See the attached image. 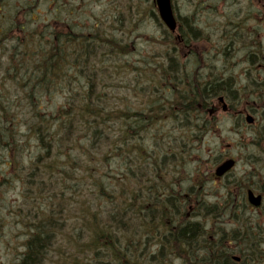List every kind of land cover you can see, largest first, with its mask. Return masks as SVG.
Here are the masks:
<instances>
[{"label":"trees","instance_id":"16d2710c","mask_svg":"<svg viewBox=\"0 0 264 264\" xmlns=\"http://www.w3.org/2000/svg\"><path fill=\"white\" fill-rule=\"evenodd\" d=\"M28 5L32 8L37 1L20 4L23 12L28 11ZM17 9L21 14L18 4L14 10ZM151 13L162 26L152 8ZM111 16L120 23L116 29L123 31V13L113 10ZM92 27L94 30L89 32L60 20L51 30L46 25L38 33L28 32L19 20L8 30L0 20V153L3 151L2 161L6 165L3 167L9 171L14 167L16 177L27 184V190L35 193L37 200V192L48 194L49 200L47 209L31 210L30 216L22 207L14 210L19 214L14 222L23 225L28 238L24 253L11 264H174L171 258L177 254L185 257L182 260L180 256L181 264H264V231L249 219L241 218L246 211L242 212L243 207L236 203L230 190L219 200H227L224 206L228 209H223L230 214L234 211L230 217L237 226L226 235L218 234L214 241L207 238L214 227L208 226L206 218L219 203L209 202L197 188L183 190L182 184L171 183L172 192H179L178 195L159 194L169 192L170 181L166 177L188 162L193 144L211 133L206 116L200 121L193 118L199 113L196 104L201 97L192 96L189 85L190 102L179 107H175L177 102L169 95L174 91L168 93L164 88L178 89L168 76L175 72L178 55L164 50L163 63L145 67L146 72H151L150 79L157 81L159 88L155 92L153 81L145 82L139 74L140 67L135 63L136 67H131L130 58H123L132 52V45L122 42L111 30L107 33L99 23ZM13 34L17 35L15 43ZM191 36L185 38L187 43L199 37ZM245 38L240 30L232 33L229 41L240 43ZM168 39L170 44L165 46L172 48V39ZM29 47L30 59L24 60L21 50ZM80 47H85L86 52L81 53ZM73 54L70 64H66V58ZM259 55L250 52L249 62H258ZM261 55L264 57V51ZM164 57L169 60L167 63ZM131 69L136 70L139 78L125 87L138 93L136 86H143V99L135 107L126 94L117 96L119 87L115 85L116 79H128ZM234 85L238 87L233 77L218 76L214 96L226 95L234 100ZM74 86H78V93H73ZM56 91L68 92L65 107L54 114L42 112ZM71 91L74 96L69 95ZM167 116L178 134H163L169 130V121L164 119ZM237 121L240 126V118ZM146 136L151 137L155 147L144 144ZM263 139L264 134L254 133L253 144L259 145ZM31 142L39 152L33 163L23 165V153L27 147L30 150ZM248 161L255 165H260V161L264 168L261 152L249 156ZM112 164L118 165L119 172L111 173ZM202 181L203 178L199 184ZM250 183L245 176L225 181L227 189H239L243 204L247 188L264 193V187ZM78 197L82 202L74 204ZM31 207L35 210V202ZM179 214L191 218L190 223L177 224ZM3 219L0 213V230ZM138 220L139 226L134 227ZM59 240L64 244L58 245ZM202 244L207 248H202ZM152 245L159 247L148 254L146 247ZM234 256L240 257V261Z\"/></svg>","mask_w":264,"mask_h":264},{"label":"rangeland","instance_id":"374dc122","mask_svg":"<svg viewBox=\"0 0 264 264\" xmlns=\"http://www.w3.org/2000/svg\"><path fill=\"white\" fill-rule=\"evenodd\" d=\"M26 1L7 0L8 6L6 5L0 10V20L5 25V28L9 30L14 27L15 22L19 20L22 25L23 23L26 25L28 32L38 31L39 33L45 29L46 25L49 26L53 23V26H55L56 24H59L60 20H64L68 23H72V25L77 29H85V31L89 30L90 32L94 30L92 26L99 23V26L105 28L107 33L111 30L114 36L122 38V42L132 45V50L130 48V51L132 52L130 54L123 55V58L126 60H129L130 58L132 61L131 67L135 68L136 66H139V74L143 77V80L145 82H150V80L153 81L152 89L155 92L158 91L159 87L156 85L157 81L155 79H150L149 74H151V72H146L145 67L156 66L163 63L161 53L164 51V44L168 42L169 39H166L165 41L162 39L160 34L162 26H160L156 16L151 13L152 8L157 14L156 7L153 5V0H129V2H127V0H55L54 6H49L46 0H41L36 5L37 7L33 5L31 8L30 5H28V11L23 12L20 4H26ZM174 1L175 3L177 2L176 8L180 13L188 15H192L195 11L201 13V11L197 9L199 6L192 4V0ZM17 4L22 10V13L20 14L17 12L18 15L14 19L11 17V14L16 12L14 8ZM201 5L206 13L213 16L214 33L208 39L203 38L205 44H201L203 40H195L191 44L193 46H200V51H204V56L207 54L212 56L210 62L215 64L214 73L221 78L229 77V75L234 73L239 74L242 72L243 68L246 67V64L252 63L249 62L248 57L250 52L255 51L261 53L264 51V23L261 24L259 34L255 33L254 36H250L248 33L250 32V29L247 28V26L251 23L250 21L247 22L246 19H242V16H246L247 14L243 3L240 4L237 2L236 4L232 3L220 5L217 0H215L213 4L207 0L202 2ZM129 6L132 7L130 8ZM113 10L117 13L122 12L125 16L123 31L116 29L118 26L120 27V23L114 21L111 16ZM129 12L132 14V19ZM228 14H236L244 24L224 28L221 17H226ZM95 15H98L97 19H95ZM251 25L256 27L258 26V23L252 22ZM240 30L245 33V40L240 43L230 42L229 36L232 33L237 34ZM24 34L25 32L22 33V35ZM153 55H156L157 57L153 58ZM152 60L154 62H152ZM164 60L166 63L169 61L166 57H164ZM143 61L147 63H144ZM183 62L190 63L191 60L189 58H183ZM235 63H244V65L240 68L241 66H236ZM246 71L254 72V70ZM136 75V70L131 69L128 79H120L119 81L116 79L117 81L115 83V85L119 87V89H116L117 96H120V93L126 94L129 103L133 107L137 106L143 99V86H136V91H140L136 93L132 91L130 87L127 89L125 85L131 83V81L136 77L139 78V76ZM244 75L245 80L250 83L249 88H254L255 83H251L254 79L249 77L248 74ZM235 81L239 85V83L243 81V78L237 76ZM74 87L75 90L73 93H78L76 89L78 86ZM148 90H150V86L148 87ZM247 90L248 89H246V91ZM65 93L68 92H54L51 100L49 101L50 104L48 103V108H43L42 112L54 114L61 108H64L67 99V95ZM162 93L163 92L159 94V97ZM71 94L72 91L69 95ZM249 94L250 93H245L247 96ZM72 95L74 96V94ZM164 119L169 121V123H167L168 129L174 131L173 133L178 134L179 130H174L172 128L170 116H167ZM237 129L239 130L236 131ZM254 133L264 134L259 131H249L248 129L247 131H243L236 118H232L231 116L221 112L216 117L214 132L208 134L207 137H204L201 142L194 143L192 156H190L188 162H185L184 166L180 165L177 172L166 177V180L170 181V183L173 182L176 185L182 184L181 188L183 190L188 187L193 190H196L197 188L204 192V196L209 202L219 203L216 206L215 212L213 210L207 215L206 219L208 226L214 227V229H212V233L207 235V238H209V236L216 238L218 234L226 235V232L229 229L237 226L235 225L232 217H230L233 215L234 211L230 214L229 212L226 213L225 209H223L225 208L224 205L227 200H219V198H222L229 190L233 194L237 195V197L240 193L239 189L235 186H231L230 189L226 190L224 187L226 180L245 176L250 178L251 185L254 184L257 188L264 187V182H262L264 168L261 165V162L258 161V164L260 165H255L248 161L249 156L259 155L260 152L264 154V139L259 141V145H254ZM35 145L36 144L34 142H31L30 150L27 147L26 152L23 153V165L29 166L30 163L34 162V158L39 152ZM2 152L3 151L0 153V171H4V176H1V181L9 184L11 182L10 185H12V188L7 192H2L1 190H4L5 186L3 185L0 189V202L2 204H6L4 210L5 212L2 213L4 216L3 221L5 220V223L3 228L0 230V264H11L16 261L19 254L21 255L24 253L26 248L25 241L28 238L27 230L23 229V225L14 222V219H19V214L17 215L14 210L22 207L26 210V215L30 216L31 210L37 212L39 209L41 211L47 209L49 200L48 194H40L38 192L37 200L35 193L30 194V191L27 190V184L20 178L16 177L18 175H16V169H14V167L11 168V171L3 167L4 162L2 161V157L4 156ZM227 157L234 158L237 164L229 177L217 181L213 177L212 172H214L218 164L224 161ZM31 159L32 161H30ZM115 166V164H112L111 173L114 172ZM201 178H203V181L199 184V180ZM28 186H30L29 182ZM241 199L242 198L238 197L240 208L243 207L242 212L246 211V214H249L253 219L247 217L246 214L241 218H244L245 220L249 219V222H253L264 231V207L261 211L257 210L258 212L253 209L250 210L248 207L244 209L245 204L240 201ZM32 202H35L36 204L35 210L31 207ZM80 202H82V198L78 197L74 204H78ZM238 214H241V212L238 211ZM31 219L32 217H29L28 221ZM60 238H63V236H60ZM57 244L63 245L64 241L59 240ZM200 246L202 248H207V245L205 244ZM153 250H155V247L147 248L145 251L149 254V252ZM180 256L182 257V260H184L185 257L182 254H177L171 258L174 264H181Z\"/></svg>","mask_w":264,"mask_h":264},{"label":"flooded vegetation","instance_id":"af4514ba","mask_svg":"<svg viewBox=\"0 0 264 264\" xmlns=\"http://www.w3.org/2000/svg\"><path fill=\"white\" fill-rule=\"evenodd\" d=\"M204 1L207 0H192V4L199 6L197 9H199L201 13L195 11L192 15H188L178 12L176 8L177 2L175 3V1L172 0V6L177 20V29L174 33H172L167 29L164 23L161 22L162 30L160 32L164 41L168 39V36H170L173 42V45L171 46L172 48L166 47V44H170V42H166L164 44V50L173 51L174 54H177L180 58V61L175 62L174 65L178 69L176 77H180L182 71L179 68L181 65L188 64L183 62V58H189L191 60L190 63L198 64L189 84L192 96L198 98L201 97V101H197L196 104L199 113L195 114L194 118L200 121L204 116H206L207 122L211 125V131H214L215 119L220 112V109H222L224 114H227L232 118L235 117L241 119L240 127L243 131H247L248 129L249 131H259L264 133V57L261 53L256 52L260 54L259 57H257L259 60L258 62L246 64V67L243 68L242 72L239 74H231L234 80H236L237 76L243 78V81L239 83L238 87L236 85L233 87V92L236 95L235 99L230 100L226 95H223L222 97H217L219 101L218 103V101L215 102L216 97L214 96V89L209 85L210 81L213 79L215 69V64L210 62L212 56L208 54L204 56V51H200V46H193L185 40V38L191 34L192 36L197 34L199 37H197L196 41H198L203 40V38L208 39L214 33L213 16L203 10L201 4ZM209 1L213 4L215 0ZM217 1L220 5L232 3L236 4L237 2L240 4L243 3L247 14L246 16H242V19H246L247 22L250 21L251 24L252 22L258 23V26L256 27H253L251 24L247 26V28L250 29V32H248L249 35L254 36L255 33H260L259 29L261 28V24L264 23V0ZM47 2L49 6H54L55 4V0H47ZM221 18L224 28L244 24L236 14H228L226 17ZM51 26H53V23ZM201 44H205L204 40ZM235 65H239L241 66L240 68H242L244 63H235ZM252 67L254 68V72L246 71L252 70ZM244 74H248L249 77L254 79L251 81V83H255L254 88H249L250 83L245 80ZM246 89L248 90L246 91ZM166 91L169 93L170 89H167ZM245 93L250 94L247 96ZM247 115H250L253 119L251 124L247 122ZM200 124H202V122H200ZM238 130L239 129L236 131ZM201 131H203V128ZM173 194L178 195L179 192L175 191Z\"/></svg>","mask_w":264,"mask_h":264},{"label":"bare ground","instance_id":"6f19581e","mask_svg":"<svg viewBox=\"0 0 264 264\" xmlns=\"http://www.w3.org/2000/svg\"><path fill=\"white\" fill-rule=\"evenodd\" d=\"M38 2L40 1H37V4ZM8 6V2L7 0H0V9H3L5 6ZM14 11V10H13ZM18 11L14 12L11 14V17L15 18L17 17ZM16 38H17V35L16 34H13V42L15 43L16 42ZM33 45H31L30 47H32ZM30 47L28 48V50L24 51V50H21V55L24 57V60L25 59H30V56H29V53H30ZM86 48L85 47H80L79 48V51L81 53H84L86 52ZM74 57V54L67 57L66 61L67 63L66 64H70V62L72 61V58ZM198 66V64H193V63H188V64H185V65H181V67L179 68L182 72L180 74V77H176V74L178 72V69L174 66L173 67V70L175 71L174 74L170 73L169 72V75L168 76H171V79H174V82L177 84V86L179 87L177 90H174V89H170L169 86H165L164 88L167 90V89H170V91H174L173 93L169 94L175 102H177L176 106L175 107H179V106H182V104H188L190 102V99H189V95H187L186 93H188L187 91V87L188 85L190 84L191 80H192V76H193V73L196 69V67ZM174 76V77H173ZM218 77V75L216 73H214V76H213V79L210 81L209 85L214 89V86L216 84V78ZM8 78V77H7ZM12 79V77H10L8 79V81H10ZM161 98H163V100L167 101L168 98L167 96H162ZM182 103V104H181ZM169 105V104H168ZM194 118V117H193ZM191 126H192V123H191ZM191 129V128H190ZM174 131L172 130H165L163 132V134H170V133H173ZM152 134V132L150 133ZM144 144L146 146H152V147H155L156 145L152 144V139L151 137L149 136H146L145 137V142ZM152 144V145H151ZM116 165V164H115ZM112 168V166H110ZM167 166L165 165V168ZM110 168V170H111ZM116 172H119V167L117 165V167L115 166V169H114ZM1 176H4V171L2 173H0V189H1V186L5 185L4 186V190H1L2 192H7L9 191L11 188H12V185L11 182L10 184L9 183H5L3 181H1ZM170 183V182H169ZM173 183V182H171ZM170 183L169 187H168V190L169 192H164V193H159V194H173V185ZM31 194V193H30ZM5 206L6 204H2L0 202V213H4L5 211ZM225 209L227 210L228 209V206H225ZM191 219V218H190ZM190 219H187L185 218L183 215L179 214L177 216V219H176V223L177 224H189L190 223ZM139 226V220L135 223V226L134 227H138ZM209 240L210 241H214L215 238L214 237H210L209 236Z\"/></svg>","mask_w":264,"mask_h":264},{"label":"water","instance_id":"95a60500","mask_svg":"<svg viewBox=\"0 0 264 264\" xmlns=\"http://www.w3.org/2000/svg\"><path fill=\"white\" fill-rule=\"evenodd\" d=\"M158 11L162 20L166 23L170 30L176 29V18L172 8L171 0H156ZM235 165V160L227 159L222 162L215 170L218 177L225 175ZM249 201L255 205L260 206L262 202V196H256L252 190L248 192ZM239 259V258H237Z\"/></svg>","mask_w":264,"mask_h":264}]
</instances>
